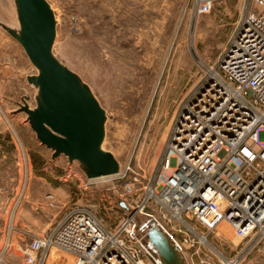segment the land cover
<instances>
[{"label":"rangeland","instance_id":"obj_1","mask_svg":"<svg viewBox=\"0 0 264 264\" xmlns=\"http://www.w3.org/2000/svg\"><path fill=\"white\" fill-rule=\"evenodd\" d=\"M47 1L57 21L53 51L105 109L103 148L114 154L121 169L115 177L88 178L79 161L64 154L53 157L54 151L37 138L19 107L24 101L36 107L38 89L27 76L38 69L0 25V130L6 129L11 140L6 163L0 162L6 166V176L0 169V194L12 197L13 209L12 216L9 210L0 221L1 230L5 228L0 257L16 264L18 236L29 241L45 234L77 208L90 210L115 229L140 202L162 169L166 141L183 101L203 69L223 53L246 0H212L211 11L199 16L194 0ZM0 21L19 29L14 0H0ZM148 219L136 216L146 240L141 227ZM9 224L28 234L12 232L13 247L4 249ZM217 231L227 240L234 234L226 220ZM211 241L229 257L239 249H232L231 241L220 244L216 236ZM259 244L245 250L241 264H264Z\"/></svg>","mask_w":264,"mask_h":264},{"label":"built area","instance_id":"obj_2","mask_svg":"<svg viewBox=\"0 0 264 264\" xmlns=\"http://www.w3.org/2000/svg\"><path fill=\"white\" fill-rule=\"evenodd\" d=\"M194 4L199 16L213 2ZM139 214L171 238L188 264H241L245 250L259 243L264 255V0L245 1L223 53L203 69L182 103L160 173L120 224L111 229L90 210L77 208L49 232L29 241L22 237L17 264H160L139 229ZM223 220L240 238L230 242L239 248L234 257L211 241L216 236L228 244L217 231ZM16 231L28 234L9 224L4 249L13 247ZM0 264L16 263L0 257Z\"/></svg>","mask_w":264,"mask_h":264},{"label":"water","instance_id":"obj_3","mask_svg":"<svg viewBox=\"0 0 264 264\" xmlns=\"http://www.w3.org/2000/svg\"><path fill=\"white\" fill-rule=\"evenodd\" d=\"M19 29L0 23L24 49L38 74L27 81L38 89L37 105L26 102L19 111L27 115L37 138L54 153L77 160L88 178L115 175L121 166L114 154L103 148L106 111L90 87L69 69L53 51L57 21L47 0H14ZM147 246L160 264H188L184 255L160 227L148 219Z\"/></svg>","mask_w":264,"mask_h":264},{"label":"crops","instance_id":"obj_4","mask_svg":"<svg viewBox=\"0 0 264 264\" xmlns=\"http://www.w3.org/2000/svg\"><path fill=\"white\" fill-rule=\"evenodd\" d=\"M10 6L12 7L11 3H10ZM0 23H3V22L0 21ZM3 24H5V23H3ZM0 133H3V134H0V162L5 164L6 160H7V154H8L7 142H11V140L7 141V136H6L7 130L6 129L0 130ZM9 137H10V139L12 138L11 134H9ZM0 169H2V171H3L2 177L6 176V166H2V167H0ZM11 201H12L11 196H6L4 194H0V221L3 220V217L6 216V214L9 210H10L9 215L12 216L13 209L11 208ZM4 225H5V222H4ZM3 229L4 230L2 231L1 230V223H0V242L3 241V237H4L5 228H3ZM233 238H234V234H233V237L228 241H231ZM17 239H19L20 241L22 240V238H20L19 236ZM12 242H13V239H12ZM251 242H253V240H251V239L246 240L244 242V244H249ZM259 255L264 257L263 254H259Z\"/></svg>","mask_w":264,"mask_h":264},{"label":"bare ground","instance_id":"obj_5","mask_svg":"<svg viewBox=\"0 0 264 264\" xmlns=\"http://www.w3.org/2000/svg\"><path fill=\"white\" fill-rule=\"evenodd\" d=\"M120 173H118V174H115V175H110V176H104V177H99V178H95V179H100V178H111V177H115V176H117V175H119Z\"/></svg>","mask_w":264,"mask_h":264}]
</instances>
